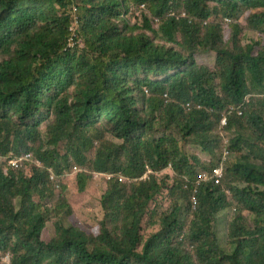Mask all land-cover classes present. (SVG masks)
I'll list each match as a JSON object with an SVG mask.
<instances>
[{
    "label": "trees",
    "instance_id": "trees-1",
    "mask_svg": "<svg viewBox=\"0 0 264 264\" xmlns=\"http://www.w3.org/2000/svg\"><path fill=\"white\" fill-rule=\"evenodd\" d=\"M226 151L223 183L197 188ZM95 174L107 187L88 227L70 184L84 194ZM0 254L264 264V0H0Z\"/></svg>",
    "mask_w": 264,
    "mask_h": 264
},
{
    "label": "rangeland",
    "instance_id": "rangeland-1",
    "mask_svg": "<svg viewBox=\"0 0 264 264\" xmlns=\"http://www.w3.org/2000/svg\"><path fill=\"white\" fill-rule=\"evenodd\" d=\"M218 21L222 23L224 20L218 19ZM225 25L227 24H223V26ZM254 35H255L254 33H250L248 40L252 39ZM205 59L207 60V58ZM205 59L203 57H199L198 59L199 63L206 64ZM221 132H224V135L222 134L224 140L225 138H227L230 141V139L232 138L231 133L226 132L224 130ZM227 139L226 141L228 142ZM193 150L194 151L197 150V153L204 159L206 160L210 159V157H207L206 154H204L201 149L194 147ZM162 174L171 175V170L168 169ZM95 179L96 180H94L89 186V190L84 194H80L77 191L76 185L74 183L70 184V195H71L70 203L73 206L75 213L77 214L76 216L78 217L80 224H84L88 227H92L95 224L96 220L102 215L100 201L107 187L104 180L99 179V176L95 177ZM108 180L110 179L108 178ZM231 217L232 214L229 212L224 213L219 217L218 232L223 245H227L226 244L227 234H228L229 222L231 220ZM53 236H54V228H50L47 230V232L44 233V238L49 239ZM9 259L10 256L8 254L6 255L0 254V262H2L3 264H7Z\"/></svg>",
    "mask_w": 264,
    "mask_h": 264
},
{
    "label": "built area",
    "instance_id": "built-area-1",
    "mask_svg": "<svg viewBox=\"0 0 264 264\" xmlns=\"http://www.w3.org/2000/svg\"><path fill=\"white\" fill-rule=\"evenodd\" d=\"M179 18L181 17V15H177ZM182 16L186 17L187 14L186 12H183L182 13ZM226 21L227 23H230L232 21L231 18H226ZM70 41L72 42V40L70 39ZM70 42V43H71ZM250 101V96L247 97L246 99V102L244 104H242L239 109H235L233 106H231L228 110V113H226L224 116H223V119H222V124L224 126H226L229 122V115L234 113V111H237L239 115H242L247 107V103H249ZM189 106H191L189 104ZM229 153L227 152L226 155H228ZM30 155H27L26 157L24 158H20V159H17L15 161H12L10 163H15L16 161H22V160H29L30 159ZM225 162H226V158L224 157V160L223 162L221 163L220 167H216L211 173H204L200 179L197 181V188L200 187L204 182H207V181H214L216 185H219L221 184L224 176H225ZM76 172H78V169L76 168L75 169ZM99 176V174H95V177ZM149 177V175H146L144 176L142 179L143 180H146L147 178ZM109 179L112 178V176H108ZM51 179L53 180L54 179V176L51 175ZM197 192V190H196ZM193 204L195 206V209H196V205L198 204V200H197V196H195L193 198Z\"/></svg>",
    "mask_w": 264,
    "mask_h": 264
},
{
    "label": "clouds",
    "instance_id": "clouds-1",
    "mask_svg": "<svg viewBox=\"0 0 264 264\" xmlns=\"http://www.w3.org/2000/svg\"><path fill=\"white\" fill-rule=\"evenodd\" d=\"M183 12H186V14H187V16L186 17H184V16H182V13ZM177 15H181V19H188V21L191 23L192 21H194V20H196L194 17H192V16H190L189 14H188V12H187V10L186 9H180L179 10V12H178V14ZM226 18H230V17H226ZM226 18H224V21L222 22V24H230V23H233L234 22V19H232V21L230 22V23H227V21H226ZM207 23V22H206ZM221 23V22H220ZM191 106H189L188 105V107H189V109H192L193 107H197V108H199V109H201L202 108V105H194V104H190ZM230 108V107H229ZM229 108L224 112V115L226 114V113H228V110H229ZM230 116V115H229ZM223 125V124H222ZM224 126V125H223ZM223 133V135H224V132H222ZM228 151H226V153H227ZM226 153H225V155L223 156V159H222V161H221V163L223 162V160H224V157L226 158V162H225V175H226V164H227V162H228V160H229V158H230V156H231V154L232 153H229L228 155H226ZM27 156V155H26ZM25 156V157H26ZM31 156V155H30ZM22 158H24V157H22ZM20 159V158H19ZM17 160V159H16ZM31 160V157H30V159L28 160V161H30ZM13 161H15V160H13ZM22 161H27V160H22ZM10 162H12V161H10ZM221 163H220V165H221ZM10 164H13V163H10ZM36 165L37 166H40V163L38 162V161H36ZM220 165L218 166V167H220ZM76 169V168H75ZM215 169V168H214ZM213 169V170H214ZM79 170V169H78ZM212 170V171H213ZM211 171V172H212ZM211 172H206V173H211ZM53 175V174H52ZM54 176V175H53ZM224 178H225V176H224ZM224 178H223V180H224ZM50 179H51V177H50ZM112 179V178H111ZM110 179V180H111ZM200 179V178H199ZM198 179V180H199ZM52 180V179H51ZM54 180V179H53ZM52 180V181H53ZM143 180V179H142ZM223 180H222V182H221V184L223 183ZM209 182H214V181H207V182H204V183H209ZM215 183V182H214ZM221 184H219V185H221ZM9 255V254H8ZM10 256V255H9ZM7 264H10V259H9V261L7 262Z\"/></svg>",
    "mask_w": 264,
    "mask_h": 264
}]
</instances>
